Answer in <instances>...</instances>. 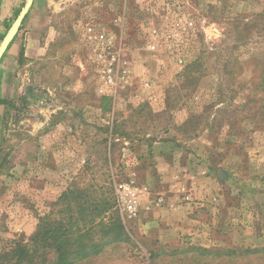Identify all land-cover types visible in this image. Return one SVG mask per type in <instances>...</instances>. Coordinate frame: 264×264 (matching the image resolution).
I'll list each match as a JSON object with an SVG mask.
<instances>
[{
    "label": "rangeland",
    "instance_id": "obj_1",
    "mask_svg": "<svg viewBox=\"0 0 264 264\" xmlns=\"http://www.w3.org/2000/svg\"><path fill=\"white\" fill-rule=\"evenodd\" d=\"M24 2L0 0V34ZM88 24L125 45L118 86L104 93ZM12 44L0 63L6 264L54 258L48 230L71 217L82 228L73 242L98 244L78 264H264V98L252 92L264 0H34ZM163 140L176 174L156 172L151 146ZM122 183L138 188L136 216ZM191 204L203 205L205 222H224L208 245L161 231L175 226L171 214L154 217Z\"/></svg>",
    "mask_w": 264,
    "mask_h": 264
},
{
    "label": "crops",
    "instance_id": "obj_2",
    "mask_svg": "<svg viewBox=\"0 0 264 264\" xmlns=\"http://www.w3.org/2000/svg\"><path fill=\"white\" fill-rule=\"evenodd\" d=\"M13 47L14 44H11ZM10 47V48H11ZM162 144L164 145V147L166 148V145L168 143L167 140H163V141H159V142H154V144L152 145V143L150 142L148 145L151 146V151L152 152L155 159H157L158 165H157V171L159 174L161 173H171L172 175L176 172H178L176 170L177 167H179V160L177 158V156H172L171 152H169L168 150H165V148H163L162 146H156V144ZM158 174V175H159ZM171 175V174H170ZM172 175L170 177H172ZM191 175V174H190ZM168 195H172L170 200L172 201H177L176 197H177V192H175V189L172 188V190L170 191V194ZM203 205H198V206H192L191 205H185L182 207H177V208H169V207H162L159 208L157 210L154 211V217L158 218L160 217V215H164V214H171V217L169 216V219H171L172 221H176V224L174 227L168 228L167 225H165L166 227H161V231H173L174 228H176L177 230H183L186 237H187V241H189V243L191 244H199V245H208L206 243V239H208V237H210V239L213 237L212 232H216V228H219L220 226L223 225V221L218 218L217 220H214L211 218L209 221V223L205 222L204 218H203V214L201 210ZM210 211H212L213 213L216 211V208H214L213 205H211L210 207ZM230 208V207H228ZM225 208V209H228ZM224 210V207L221 209ZM153 212V210H150ZM159 215V216H157ZM162 217V216H161ZM152 219V218H150ZM149 220V219H148ZM153 220V219H152ZM160 220V218H159ZM151 222H155L154 220ZM218 223H220V226H217ZM209 224V225H208ZM155 226V225H153ZM226 227H229V224L225 225ZM209 227V228H208ZM230 229H232V227H229ZM235 228V227H233ZM159 229V228H157ZM211 231V232H210ZM157 233V232H156ZM158 234V233H157ZM167 234V233H166ZM158 237V236H157ZM161 237V236H159ZM168 237V236H166ZM213 239V238H212ZM160 241H163L162 238H160ZM165 241H170V238H165ZM211 241V240H209Z\"/></svg>",
    "mask_w": 264,
    "mask_h": 264
},
{
    "label": "built area",
    "instance_id": "obj_3",
    "mask_svg": "<svg viewBox=\"0 0 264 264\" xmlns=\"http://www.w3.org/2000/svg\"><path fill=\"white\" fill-rule=\"evenodd\" d=\"M85 36L90 41L93 47L94 60L100 66V77L102 84L100 86V93L104 91V87H117L120 77V67L126 64L125 59V45L118 43L113 34L108 32L102 25L88 24L85 28ZM104 93V92H103ZM124 193L128 195L124 203V209L129 216H136L138 213V188L137 186L122 183L119 185Z\"/></svg>",
    "mask_w": 264,
    "mask_h": 264
},
{
    "label": "trees",
    "instance_id": "obj_4",
    "mask_svg": "<svg viewBox=\"0 0 264 264\" xmlns=\"http://www.w3.org/2000/svg\"><path fill=\"white\" fill-rule=\"evenodd\" d=\"M20 10L21 9L17 10V15L20 12ZM28 14L24 18V20L22 22V25L20 27V30L23 28L24 21L27 18ZM9 27L10 26L8 24V28L7 29H9ZM6 33L7 32H4L3 34H0V39H3V37L5 36ZM17 34L14 37V39L12 40V42L10 43V45L13 43V41L17 37ZM10 45L8 46V48L10 47ZM8 48H7V50H8ZM5 53H4L0 63L2 62V60H3L4 56H5ZM20 56H23V49H22V53L20 54ZM259 73H260V79H259V81H256L254 83V88H252V92L253 93L255 92V94H257L258 91H260V92H262L263 98H264V65L259 67ZM4 103H5V101H4ZM263 110H264V106H263ZM69 219H70V222H71V225H72L73 224L72 217L69 218ZM54 223H56V224L58 223L57 226H54V228L52 230L50 229L48 231L50 233L49 237L51 238L52 241L54 239V242H55V248H56L55 257L52 258V259H47L46 257H43L40 260V258L33 257V252H32L31 253L32 258L30 259L32 262L35 261L38 264H78L83 258L88 257L90 255L91 250L98 249V244H92L91 246H87V244L78 245L77 243L73 242V240L71 238H73L75 235H77L78 237L81 236V231H82L81 227H79V226L71 227V225L68 226L67 224L62 223V222H54ZM46 233H47V230L45 231V233L43 235H45ZM40 236H41V231L33 237V240H35V239H36V241H38L39 239L41 240ZM127 237H128V239L131 238L128 235H127ZM46 243H47V245H50L49 240H47ZM75 246H76V250L73 251V247H75ZM24 248H26V247L24 246ZM24 248L23 249H18L17 251L21 252V255L25 254L24 253V250H25ZM192 248H200V249H202L204 251H208L209 250V248L199 247V246L198 247L197 246H193ZM260 249L262 250L263 248H247L245 251L246 252L260 251ZM17 251H13V255ZM218 251H225V252L221 253L222 255H224V254H229V251L232 252V251H234V249H229V248L221 249V248H218ZM8 259L9 258L6 259L5 257L0 256V264L9 263ZM15 264H17V263H15Z\"/></svg>",
    "mask_w": 264,
    "mask_h": 264
},
{
    "label": "water",
    "instance_id": "obj_5",
    "mask_svg": "<svg viewBox=\"0 0 264 264\" xmlns=\"http://www.w3.org/2000/svg\"><path fill=\"white\" fill-rule=\"evenodd\" d=\"M34 3V0H25L24 6L21 8L19 14L17 15L16 19L8 29L7 33L5 34L4 38L2 39L0 43V61L6 52L8 46L16 36V34L19 32L20 27L22 25V22L26 15L29 13L32 5ZM221 177L225 176L226 173L224 171H220Z\"/></svg>",
    "mask_w": 264,
    "mask_h": 264
}]
</instances>
